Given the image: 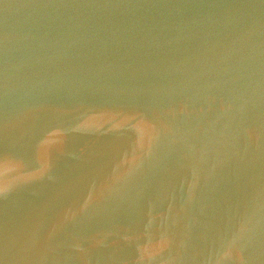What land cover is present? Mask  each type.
<instances>
[{
    "label": "water",
    "instance_id": "obj_1",
    "mask_svg": "<svg viewBox=\"0 0 264 264\" xmlns=\"http://www.w3.org/2000/svg\"><path fill=\"white\" fill-rule=\"evenodd\" d=\"M0 264H264V0H0Z\"/></svg>",
    "mask_w": 264,
    "mask_h": 264
}]
</instances>
